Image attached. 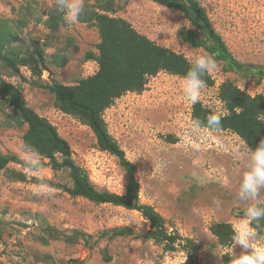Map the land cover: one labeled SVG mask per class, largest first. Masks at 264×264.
<instances>
[{
  "label": "rangeland",
  "instance_id": "obj_1",
  "mask_svg": "<svg viewBox=\"0 0 264 264\" xmlns=\"http://www.w3.org/2000/svg\"><path fill=\"white\" fill-rule=\"evenodd\" d=\"M110 1L113 4L110 16L125 20L138 34L182 55L190 64L194 57L208 54L189 47L179 38V33L193 28L178 11L148 0ZM196 1L234 59L264 67V0ZM91 5L93 1L89 0L88 6ZM54 10H58L55 0H0V21L15 23L24 12L27 24L19 35L18 48L29 49L32 43H37L49 59L61 55L67 60L61 69L49 66L51 76L44 72L40 81L75 86L97 71L96 63L87 61L86 55H97L98 30L92 25L65 20L57 32H50L44 22ZM21 73L26 83L5 73L3 77L19 88L28 108L55 127L69 145L74 164L87 173L93 188L124 194L127 179L117 160L97 148L88 128L55 108L53 95L31 87L32 78L27 70L21 69ZM208 76L212 85L202 89L198 103L221 116L226 112L218 94L225 81L233 82L251 97H264V80L256 85L252 79L226 73L221 62L218 70ZM182 89V78L160 73L148 80L141 94L127 93L116 100L104 112L103 120L126 160L135 167L139 202L152 207L165 220L169 232L196 244L199 264H230L231 256L223 255L224 248L217 245L209 228L215 223H226L234 230L244 224L249 204L264 206V189L255 201L237 200L248 149L230 132L194 128L191 119L194 104L184 98ZM6 109L0 101V154L14 155L29 165L28 154L21 148L26 126L5 127L4 120L11 114ZM169 136L175 140L174 144L166 142ZM35 159L39 166L34 171L8 166L9 170L25 175L24 183L10 182L0 172V264L185 262V253L180 249L165 252L161 245L135 237L149 230L139 213L72 199L42 183L71 186L68 171L55 173L46 160L37 156ZM57 159L60 161V157ZM217 199L219 206L214 203ZM125 229L135 235L106 238L91 249L79 239L70 244L65 242V237H71L73 232L86 234L95 242L101 233ZM253 246L264 247V241L257 237ZM242 251L237 246L234 254Z\"/></svg>",
  "mask_w": 264,
  "mask_h": 264
},
{
  "label": "trees",
  "instance_id": "obj_2",
  "mask_svg": "<svg viewBox=\"0 0 264 264\" xmlns=\"http://www.w3.org/2000/svg\"><path fill=\"white\" fill-rule=\"evenodd\" d=\"M92 1L93 5L88 6L89 0H85V12L80 16L78 23L92 25L98 30L97 55H86L87 61L96 63L97 71L75 86H63L53 82L44 84L40 81L44 72L51 76L49 66L61 69L67 65V60L61 55L49 59L43 47L37 43H32L29 49L18 48L19 35L27 24L24 12H21L22 17L15 23L0 21V101L11 109L10 116L4 120V126L7 128L26 126L22 144L34 148L36 156L46 160L53 172L68 171L71 186L42 183L67 194L72 199L81 198L94 205H110L139 213L149 225V230L141 235H135L127 229L114 230L99 234L95 242L86 234L73 232L71 237H65L66 243H74L79 239L84 246L91 249L98 241L106 238L135 235L137 239L161 245L165 252L180 249L185 253L183 264H199L196 244L191 239H183L169 232L165 220L152 207L139 202L140 186L135 167L126 160L123 151L109 135L103 120L104 112L125 94H141L148 80L160 73L183 79L190 63L182 55L160 47L138 34L125 20L110 16L113 13L112 1ZM148 1L165 9L178 11L193 28L179 33V38L189 47L201 49L213 56L216 61L223 64L226 73L237 74L246 80L252 79L256 85L264 80V67L242 64L233 58L196 0ZM64 25V13L58 10L52 11L44 22L45 28L50 32H57ZM21 69L30 73L31 87L53 95L55 108L88 128L94 136L97 148L117 160L127 179L124 194L99 192L93 188L87 173L74 164L69 145L58 135L55 127L25 105L19 88L5 81L3 73L9 78H17L26 83ZM203 79L207 86L212 85L208 74ZM218 98L224 106L226 115L222 116L220 130L213 132H230L237 136L247 149L254 150L261 139H264V97L261 95L251 97L233 82L225 81L219 87ZM210 114L214 112L200 103L192 106L193 121L199 119L204 123ZM200 128L208 131L206 127ZM166 142L174 144L175 140L169 136ZM57 157H60V161ZM9 165L21 166L30 171L39 166V164L29 166L14 155L0 154V172L4 173L6 180L17 183L26 182V177L21 172L9 170ZM209 231L219 247L231 245L233 235L231 225L215 223L211 225ZM256 231L257 237L264 241V221H261V226Z\"/></svg>",
  "mask_w": 264,
  "mask_h": 264
},
{
  "label": "clouds",
  "instance_id": "obj_3",
  "mask_svg": "<svg viewBox=\"0 0 264 264\" xmlns=\"http://www.w3.org/2000/svg\"><path fill=\"white\" fill-rule=\"evenodd\" d=\"M56 8L64 13L66 22H78L85 12V0H55ZM218 70V62L209 55L203 54L194 57L185 76L183 77V96L192 104L198 103L201 91L206 86L203 77ZM7 113L11 109L7 107ZM222 116L219 113L210 114L204 123L199 119L192 122L194 128L206 127L209 132L219 131ZM23 151L28 155L26 162L30 166L36 164L35 149L29 145H21ZM246 170L242 173L237 190V200L247 203L255 201L264 189V139L254 150L248 148V159ZM219 206L220 201H214ZM246 222L233 230L231 245H224L223 255L231 256L230 264H264V247H254L253 242L258 236L256 229L260 228L264 221V206L249 204L245 211ZM239 246L243 251L239 255L234 254V249ZM222 255V256H223Z\"/></svg>",
  "mask_w": 264,
  "mask_h": 264
}]
</instances>
